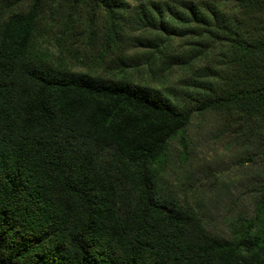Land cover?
Returning <instances> with one entry per match:
<instances>
[{
	"label": "trees",
	"instance_id": "1",
	"mask_svg": "<svg viewBox=\"0 0 264 264\" xmlns=\"http://www.w3.org/2000/svg\"><path fill=\"white\" fill-rule=\"evenodd\" d=\"M209 113L254 171L219 232L166 170ZM0 264H264V0H0Z\"/></svg>",
	"mask_w": 264,
	"mask_h": 264
},
{
	"label": "rangeland",
	"instance_id": "2",
	"mask_svg": "<svg viewBox=\"0 0 264 264\" xmlns=\"http://www.w3.org/2000/svg\"><path fill=\"white\" fill-rule=\"evenodd\" d=\"M182 76L175 72L168 84L179 85ZM236 129L232 120L214 114L196 116L184 133L185 147L175 140L166 164L171 182L218 232L224 229L226 217L249 208L243 182L254 171L248 169L247 153Z\"/></svg>",
	"mask_w": 264,
	"mask_h": 264
}]
</instances>
